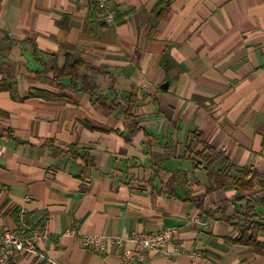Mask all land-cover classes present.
Returning a JSON list of instances; mask_svg holds the SVG:
<instances>
[{"label": "crops", "instance_id": "1", "mask_svg": "<svg viewBox=\"0 0 264 264\" xmlns=\"http://www.w3.org/2000/svg\"><path fill=\"white\" fill-rule=\"evenodd\" d=\"M100 1L112 22L89 0H0V79L10 77L21 99L0 92V232L15 230L23 211L48 235L37 255L8 264H121L82 237L170 227L165 253L147 251L140 264H264L190 201L232 215L243 193L230 184L206 193L205 171L184 153L197 131L233 169L264 178V0H174L161 16L159 0ZM33 49L75 53L100 70L91 81L109 98L133 93L144 131L130 137L119 112L106 116L87 94L32 79L24 64ZM32 89L57 96L28 98ZM159 167L163 181L177 175L171 188L155 179Z\"/></svg>", "mask_w": 264, "mask_h": 264}, {"label": "trees", "instance_id": "2", "mask_svg": "<svg viewBox=\"0 0 264 264\" xmlns=\"http://www.w3.org/2000/svg\"><path fill=\"white\" fill-rule=\"evenodd\" d=\"M174 0H159L156 9L161 16L169 4ZM24 64V71L32 79H43L47 84L58 91L82 92L87 94L93 104L106 116L119 112L126 121L130 122L128 136L144 131L136 122V96L132 93L124 100L109 98L97 91V86L92 83L91 76L99 75L100 70L92 65L84 63L75 53L67 52L61 57L56 55H43L33 49ZM166 57L162 64L167 63ZM165 62V63H164ZM29 63V65H27ZM85 72L89 75L84 74ZM10 92L14 100H21L15 94V85L10 77L0 79V92ZM57 95L45 90L32 89L28 98H54ZM146 134V133H144ZM146 137L149 135H145ZM128 139V138H127ZM184 153L194 163L195 168H202L208 180L206 193L222 190L226 184H230L236 192L243 193V196L236 197L238 211L227 215V208L221 207L216 211H208L202 204V199L191 198L190 201L196 208L212 217L220 216V220L226 223L233 231H237L232 243L249 246L258 253L264 254V213L257 212L259 207L264 210V178L253 169H233L232 165L217 152L206 141L204 136L197 132H190L184 147ZM165 171L159 167L155 172V179L160 185L169 189L177 181V175L172 174L169 180L161 178ZM230 182V183H229ZM154 186L153 180L147 182ZM173 194V193H172ZM235 214L241 219H236Z\"/></svg>", "mask_w": 264, "mask_h": 264}, {"label": "built area", "instance_id": "3", "mask_svg": "<svg viewBox=\"0 0 264 264\" xmlns=\"http://www.w3.org/2000/svg\"><path fill=\"white\" fill-rule=\"evenodd\" d=\"M89 1L95 3L101 10L100 19L104 23L113 21L114 15L105 10L100 0ZM18 217L15 230L3 229L0 232V264L10 263L18 253L37 255V243L48 239L44 227L30 228L26 225L23 211ZM176 231L175 227H170L157 233H135L128 238L117 235H87L81 240L84 246H92L96 252L105 253L110 248L111 251L119 254L121 264H140L147 251L158 250L165 253L172 244Z\"/></svg>", "mask_w": 264, "mask_h": 264}, {"label": "water", "instance_id": "4", "mask_svg": "<svg viewBox=\"0 0 264 264\" xmlns=\"http://www.w3.org/2000/svg\"><path fill=\"white\" fill-rule=\"evenodd\" d=\"M160 88L163 90H167V83H164Z\"/></svg>", "mask_w": 264, "mask_h": 264}]
</instances>
